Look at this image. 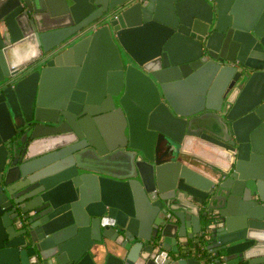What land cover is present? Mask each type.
Here are the masks:
<instances>
[{
  "label": "water",
  "instance_id": "95a60500",
  "mask_svg": "<svg viewBox=\"0 0 264 264\" xmlns=\"http://www.w3.org/2000/svg\"><path fill=\"white\" fill-rule=\"evenodd\" d=\"M210 255L264 264V0H0V264Z\"/></svg>",
  "mask_w": 264,
  "mask_h": 264
},
{
  "label": "built area",
  "instance_id": "2783aa9c",
  "mask_svg": "<svg viewBox=\"0 0 264 264\" xmlns=\"http://www.w3.org/2000/svg\"><path fill=\"white\" fill-rule=\"evenodd\" d=\"M216 259H217V258H216L215 255H210V256L208 257L207 264H224V263H222V262H217Z\"/></svg>",
  "mask_w": 264,
  "mask_h": 264
},
{
  "label": "crops",
  "instance_id": "0c3cea01",
  "mask_svg": "<svg viewBox=\"0 0 264 264\" xmlns=\"http://www.w3.org/2000/svg\"><path fill=\"white\" fill-rule=\"evenodd\" d=\"M106 122L108 123V125L110 126L111 125V122H112V120H111V118H107L106 119ZM108 132H115L113 129H111V126H110V128L108 129Z\"/></svg>",
  "mask_w": 264,
  "mask_h": 264
}]
</instances>
